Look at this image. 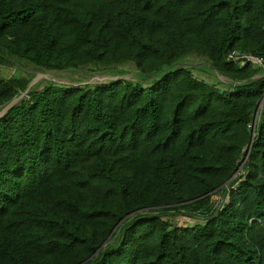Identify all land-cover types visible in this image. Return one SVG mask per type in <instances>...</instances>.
Returning <instances> with one entry per match:
<instances>
[{
	"label": "trees",
	"instance_id": "1",
	"mask_svg": "<svg viewBox=\"0 0 264 264\" xmlns=\"http://www.w3.org/2000/svg\"><path fill=\"white\" fill-rule=\"evenodd\" d=\"M232 52L264 59V0H0V66L154 78L0 75V109L26 93L0 118V264H264V65Z\"/></svg>",
	"mask_w": 264,
	"mask_h": 264
},
{
	"label": "rangeland",
	"instance_id": "2",
	"mask_svg": "<svg viewBox=\"0 0 264 264\" xmlns=\"http://www.w3.org/2000/svg\"><path fill=\"white\" fill-rule=\"evenodd\" d=\"M9 60L10 66H0V75L3 78H9L11 75H29L32 78L30 88L41 90L44 83L50 82L59 86H85V85H104L114 81L127 80L131 82L150 83L153 77L144 79L139 77L134 66L129 64L123 66H115L112 69H96L94 67H85L77 70L68 71H43L33 67L26 62ZM177 68L190 71L197 79L203 80L206 83L219 87L222 91H226L231 87V81L221 77L218 73L213 71L207 64L205 59L190 55L184 58L177 66ZM26 96L22 94L20 98L11 102L3 109H0V115L5 112L9 106H13ZM169 220L171 225L176 228L193 227L201 224L202 220L191 219L185 216H175L170 218H163Z\"/></svg>",
	"mask_w": 264,
	"mask_h": 264
},
{
	"label": "built area",
	"instance_id": "3",
	"mask_svg": "<svg viewBox=\"0 0 264 264\" xmlns=\"http://www.w3.org/2000/svg\"><path fill=\"white\" fill-rule=\"evenodd\" d=\"M228 58H229V60L236 62L239 66H245L246 64H249V65H252L253 67H261L264 65V59L254 58L252 56H249L246 54H241L238 52L230 53ZM246 160H247V155L243 159L238 173L241 171ZM236 187H237V185L233 186L232 188L235 189ZM225 189H226V195L225 196L219 195L215 198L214 208H217V212L223 210L224 207L228 204L229 188L225 186Z\"/></svg>",
	"mask_w": 264,
	"mask_h": 264
},
{
	"label": "water",
	"instance_id": "4",
	"mask_svg": "<svg viewBox=\"0 0 264 264\" xmlns=\"http://www.w3.org/2000/svg\"><path fill=\"white\" fill-rule=\"evenodd\" d=\"M29 88H30V86H29ZM29 88H28V90H29ZM28 90H27V91H28ZM27 91H26V92H27ZM263 102H264V97L260 100V102H259V104H258V107H257V110H256V112H255V115H254V124H255V122H256V120H257V118H258L259 111H260V109H261L262 106H263ZM11 107H12V106H9V107L6 109V111L2 113V114L0 115V118H1V117H2V116L8 111V109H10ZM254 136H255V129L253 128V131H252V140H253ZM252 142H253V141H251V143H250V145H249V148H248V151H247V155H248V153H249V151H250V149H251ZM240 167H241V165H240ZM240 167L238 168L237 172L234 174L233 177H235V176L237 175V173H238Z\"/></svg>",
	"mask_w": 264,
	"mask_h": 264
},
{
	"label": "bare ground",
	"instance_id": "5",
	"mask_svg": "<svg viewBox=\"0 0 264 264\" xmlns=\"http://www.w3.org/2000/svg\"><path fill=\"white\" fill-rule=\"evenodd\" d=\"M222 77V76H221ZM11 104V103H10ZM6 110V109H5Z\"/></svg>",
	"mask_w": 264,
	"mask_h": 264
}]
</instances>
